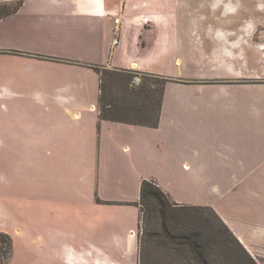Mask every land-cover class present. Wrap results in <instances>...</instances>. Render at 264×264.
Here are the masks:
<instances>
[{"label": "rangeland", "instance_id": "obj_1", "mask_svg": "<svg viewBox=\"0 0 264 264\" xmlns=\"http://www.w3.org/2000/svg\"><path fill=\"white\" fill-rule=\"evenodd\" d=\"M176 10L171 17L179 19L180 40L200 44L191 56L183 51L182 59L197 60L201 71L174 64L173 76L165 77L202 92L168 91L158 129L108 123L101 150L95 149L100 135L93 111L78 120L77 106L70 104L71 113L61 118L55 102L63 81L97 84V77L9 50L20 43L78 57L83 50L76 41L66 38L57 49L46 43L49 38H37L25 20L0 24V257L8 264H94L90 252L96 248L113 255L110 264H195L187 250L164 241L145 244L140 260L135 204L144 174L157 176L175 201L214 204L226 224L264 238V0H178ZM225 42L232 49L222 47ZM132 71L131 91L126 74L104 75L105 95L115 116L142 121L155 106L139 94L144 74ZM153 81L148 86L155 92ZM180 98L194 102L185 109ZM184 144L199 151L219 192L197 191V181L173 154H181ZM8 145L19 150L9 153ZM186 222V230H197L198 224ZM262 243L256 247L264 252ZM72 249L74 260L68 258ZM256 256L264 264V256ZM213 259L225 262L224 255Z\"/></svg>", "mask_w": 264, "mask_h": 264}, {"label": "crops", "instance_id": "obj_2", "mask_svg": "<svg viewBox=\"0 0 264 264\" xmlns=\"http://www.w3.org/2000/svg\"><path fill=\"white\" fill-rule=\"evenodd\" d=\"M15 1L19 0H0L2 3ZM20 1H23V6L19 12L0 21V24L5 23L6 21L8 23L13 21L20 26L23 22L22 20H25V23L30 27L29 29L37 38L50 39L49 41H46V43L49 42L50 46L52 42H54L58 49L64 46V39L72 38L76 41V45L83 50V55L78 57L69 56L64 51H61V49V52L58 51L59 49L46 51L41 50L38 47H26V45H21L20 43L10 46L9 50L18 51L22 54L42 56L47 60L40 61L53 63L55 67H69L70 70L82 74V77L86 75L88 77L89 74H92L93 77H97V84L96 80L95 83L92 84L88 81H84L83 78H81L80 81L75 82L63 81L60 83V86L58 87L59 91L55 96V102L61 105L59 116L71 113V110L67 107L70 104L77 106L75 117H78V120L83 117L82 113H84L85 110L93 111L94 115L97 117V131L100 135L98 137V146H96L95 149L101 150L102 130L108 125V123L121 124L133 128L158 129L163 120V111L168 91H180L186 90L189 87H198L200 93L202 92L203 87L201 86L168 83L163 99L160 124L157 128L100 121V80L98 74L94 71L93 66H102L112 71L134 70L143 74L167 77L173 76L171 70L175 67L174 64L181 66L184 65L186 67V72L189 73H197L201 71L199 68L201 66L197 60L189 58V56H191V51L198 50L200 44H197L194 39H187L185 41L180 40L179 28L177 26L179 19L171 17V15H176L177 13L176 4L178 0ZM116 20L120 21L119 25L116 24ZM117 27L119 29L118 38L120 43L119 45L114 46L113 41ZM20 39L21 38L18 40ZM58 42L62 44H58ZM227 44L228 42H225V45H222V47L231 48ZM249 48H247V50L252 49ZM183 51H187L189 56L187 55L186 58L182 59ZM15 57L32 60L21 56ZM194 61L195 65L193 64ZM60 68L63 69V67ZM96 77L94 78L96 79ZM90 95H92V100L89 103ZM94 96L96 101H94ZM178 101L177 104L185 109L192 104L191 102H194L191 99L185 98H180ZM203 101L204 100L200 98L199 102L202 103ZM199 102L196 101L195 104H193L192 107L194 111L197 110V103ZM54 125V120H51V130ZM46 133L47 132H44L42 137L49 138ZM14 150H19V148L14 145L7 146V152L14 153ZM99 150H97V152ZM179 151L181 154L177 151H173V154L182 160L180 163L182 164L183 169L190 175V177L197 181V191L206 193H209V191L219 192V188H217L218 181L206 174L207 162L198 154L199 151L191 153L193 150H191L190 145L185 144L182 145L181 150ZM98 157L99 159L101 158V151H99ZM145 179H154L160 186L159 178H157V176L144 174L141 175L140 178V189L142 181ZM220 181L222 182V180ZM167 194L170 195L173 201H175L171 194ZM175 202L178 204L193 206H209L216 211L214 204L211 203L197 205ZM216 213L218 214L217 211ZM262 214H264V210ZM226 225L231 229L247 251L259 262L256 255L259 257L262 255L264 256V252L258 250L256 246H259L260 243L264 242V238L261 236L263 233H255L247 236L241 233L236 227L228 224ZM73 251L74 253L76 252L72 249V252L70 251V254L68 255L70 260H74ZM90 256L92 257L94 264H110L112 260H114L113 255L110 252L101 248L93 249L90 252Z\"/></svg>", "mask_w": 264, "mask_h": 264}, {"label": "trees", "instance_id": "obj_3", "mask_svg": "<svg viewBox=\"0 0 264 264\" xmlns=\"http://www.w3.org/2000/svg\"><path fill=\"white\" fill-rule=\"evenodd\" d=\"M23 6V1L0 3V21L16 14ZM100 80L99 120L113 123H123L134 126L157 128L160 124L162 105L166 86L170 79L165 76L144 74V81L140 84L139 94L150 100L155 106L152 117H145L142 121H131L125 117L115 116L116 108L112 102L107 101L105 95L104 75L120 73L125 75L127 90L131 91L133 71H111L102 66H93ZM156 81H153V80ZM156 82L155 92L148 84ZM148 100V101H149ZM140 213L139 230L140 238L139 258L141 260L144 245L153 241H164L176 249H185L189 252L195 264H260L242 245L231 229L211 207L182 205L173 201L154 179L142 181L140 200L135 204ZM183 225L178 227L179 221ZM185 220V221H184ZM187 221L198 224L197 230H186ZM10 251L12 245H9ZM224 255L225 262H216L213 257ZM0 264H8V259L0 257Z\"/></svg>", "mask_w": 264, "mask_h": 264}, {"label": "built area", "instance_id": "obj_4", "mask_svg": "<svg viewBox=\"0 0 264 264\" xmlns=\"http://www.w3.org/2000/svg\"><path fill=\"white\" fill-rule=\"evenodd\" d=\"M120 21L119 20H116V24L119 25ZM116 38L114 40V46H117L119 45L120 41H119V29L118 27L116 28ZM135 84L139 85L140 84V79L138 76L135 77V81H134Z\"/></svg>", "mask_w": 264, "mask_h": 264}]
</instances>
